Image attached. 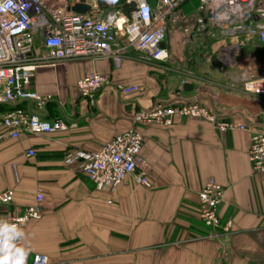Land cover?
<instances>
[{
    "label": "crops",
    "instance_id": "obj_1",
    "mask_svg": "<svg viewBox=\"0 0 264 264\" xmlns=\"http://www.w3.org/2000/svg\"><path fill=\"white\" fill-rule=\"evenodd\" d=\"M86 1L92 6L88 14H108L97 0ZM105 1L112 5L115 0ZM198 8L199 0L182 4L181 18L165 40L166 63L142 61L139 52L129 49L119 68L111 59L91 58L36 68L32 87L52 96L41 113L70 126L47 135L24 132L0 143V191H14L13 202L0 208V218L20 214L29 205L42 209V217L22 229L30 253H45L52 264H264V175L254 171L248 155L251 133L263 125L264 97L235 87L243 71L260 66L264 45L240 47L197 31ZM121 17L128 18L117 14ZM203 48L212 59L201 56ZM44 50L38 36L30 58ZM92 69L108 74L110 84L93 98H82L76 83ZM185 83L193 89L186 91ZM136 84L144 90H121ZM179 100L216 106L249 130L220 133L203 120L185 117H176L169 127H142L152 181L147 189L127 178L113 190H98L65 163L68 150L97 149L132 127L136 110ZM15 107L34 110L32 102H16L0 106V114ZM29 149L35 156H27ZM211 177L225 188L222 223H232L219 237L208 236L199 216L198 193Z\"/></svg>",
    "mask_w": 264,
    "mask_h": 264
},
{
    "label": "built area",
    "instance_id": "obj_2",
    "mask_svg": "<svg viewBox=\"0 0 264 264\" xmlns=\"http://www.w3.org/2000/svg\"><path fill=\"white\" fill-rule=\"evenodd\" d=\"M80 0H0V106L16 102H32L34 110L12 108L0 114V143L18 138L22 133L52 134L70 126L63 118L49 119L41 113L52 96H42L32 87V78L39 65L55 64L76 58L111 59L119 68L129 49L139 52L142 61L166 63L170 57L165 44L172 25L181 18L186 0H128L135 3L131 18L119 24L118 12L104 17L76 13L71 6ZM116 1V0H115ZM114 1V2H115ZM113 2V3H114ZM112 3V4H113ZM199 12L210 10L205 22L200 17L197 31L207 29L211 37L231 41L240 47L264 45V0H199ZM41 36L45 50L35 59L30 54L36 38ZM110 84V76L95 69L87 71L76 83L80 97L93 98ZM243 92L264 97V57L255 70L241 73ZM125 93L142 92V85L122 86ZM216 106L199 101L156 102L149 108L136 110L133 126L94 150H68L65 163L84 174L98 190H113L131 178L142 188H150V165L143 155L142 127H169L176 117L194 118L210 124L220 133L248 131L245 122L226 118ZM34 149L27 151L33 157ZM248 155L256 173L264 175V121L261 130L251 133ZM224 186L209 178L198 193L199 216L209 228L208 236L219 237L232 227L223 224L220 206ZM41 202L44 194L39 191ZM14 191H0V208L12 203ZM42 217L39 204L29 205L20 214L0 218V264H52L45 253H30L22 238V229Z\"/></svg>",
    "mask_w": 264,
    "mask_h": 264
},
{
    "label": "trees",
    "instance_id": "obj_3",
    "mask_svg": "<svg viewBox=\"0 0 264 264\" xmlns=\"http://www.w3.org/2000/svg\"><path fill=\"white\" fill-rule=\"evenodd\" d=\"M99 8L124 14L131 18L132 11L135 9V3L128 0H116L112 5H108L105 0H97Z\"/></svg>",
    "mask_w": 264,
    "mask_h": 264
},
{
    "label": "water",
    "instance_id": "obj_4",
    "mask_svg": "<svg viewBox=\"0 0 264 264\" xmlns=\"http://www.w3.org/2000/svg\"><path fill=\"white\" fill-rule=\"evenodd\" d=\"M92 9V6L87 3L86 0H80L79 2L75 3L74 5L71 6V10L76 12V13H81V14H86ZM200 15L204 17L205 22L207 21V18L211 17V12L210 10H207L206 12H201ZM205 32L207 29L204 30ZM192 37V36H191ZM162 46H165L163 43ZM193 85L191 83H185L184 84V89L186 91H191L193 89Z\"/></svg>",
    "mask_w": 264,
    "mask_h": 264
},
{
    "label": "rangeland",
    "instance_id": "obj_5",
    "mask_svg": "<svg viewBox=\"0 0 264 264\" xmlns=\"http://www.w3.org/2000/svg\"><path fill=\"white\" fill-rule=\"evenodd\" d=\"M171 30H172V29H171ZM171 30H170V31H171ZM186 31H188L187 33H189V30H186ZM193 36H194V33H193L192 37H193ZM188 40H189V39H188ZM176 43H177V47H178V46H179V45H178V40L176 41ZM201 50H202V49H201ZM261 51L264 52V46H261ZM211 54H212V53L209 51L208 48H207V49L203 48V50H202V52H201V56L203 55L204 57H210V58H211V57H212ZM195 56H196V55H195ZM212 58H213V57H212ZM212 58H211V59H212ZM195 62H196V61H195ZM227 63H228V62H225L224 65H227ZM229 63H230V62H229ZM194 65H195V64H193V63H192V64H188V66H187L186 68H187L188 70H189V69L191 70L192 68H190V67H193ZM172 66H173V65L171 64V65L168 66V67H172ZM181 66H182V65H181ZM193 69H194V68H193ZM194 71H195V70H194ZM194 71H193V72H194ZM187 72H189V71H187ZM235 87H239V88H240V85H236Z\"/></svg>",
    "mask_w": 264,
    "mask_h": 264
},
{
    "label": "bare ground",
    "instance_id": "obj_6",
    "mask_svg": "<svg viewBox=\"0 0 264 264\" xmlns=\"http://www.w3.org/2000/svg\"><path fill=\"white\" fill-rule=\"evenodd\" d=\"M119 22H122L123 21V18L121 17V18H119V20H118ZM125 22V20L122 22V23H124ZM121 23V24H122Z\"/></svg>",
    "mask_w": 264,
    "mask_h": 264
}]
</instances>
